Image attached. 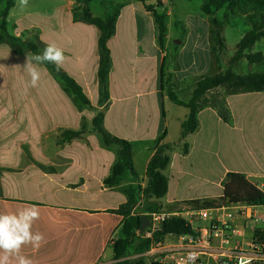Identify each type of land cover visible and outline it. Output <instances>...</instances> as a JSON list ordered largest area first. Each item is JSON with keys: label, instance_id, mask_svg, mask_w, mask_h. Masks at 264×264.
<instances>
[{"label": "crops", "instance_id": "0c3cea01", "mask_svg": "<svg viewBox=\"0 0 264 264\" xmlns=\"http://www.w3.org/2000/svg\"><path fill=\"white\" fill-rule=\"evenodd\" d=\"M67 1L62 7L69 14L65 18L58 12L47 14L38 33L37 25H22L23 18L16 19L11 34L23 40L36 36L43 48L46 43H55L64 50L66 61L61 70L82 87L93 108L105 110L106 130L134 145V166L141 186L145 185L147 166L159 137L166 133V143H179V147L184 142L189 144L187 155L180 148L171 154L166 171L169 190L160 201L164 209L222 196V185L229 173L247 177L264 172V150L257 143L251 145L244 157H232L227 163L218 157L223 137L235 141L245 138L247 113L254 105L264 102L261 96L264 92L226 97L225 107L230 113L227 122L217 108L201 110L199 131L180 142L181 125L188 115L184 112L177 117L174 136L168 141L169 123L164 108L167 92L160 85L164 60L166 68V49L163 51L152 38L150 49H146L141 40V23L151 31L156 30L152 13L136 0L121 8L115 35L108 41L112 68L109 98L103 102L98 81L100 30L94 25L75 22L74 1ZM16 7L11 9L9 17ZM31 14L24 16L28 18ZM202 23L204 31L191 29L181 33V43L174 48V71L168 73L179 99L182 100L180 94L185 96L184 102L191 99L199 78L226 70L213 61L209 18ZM202 32L204 39L200 36ZM169 37H165V46ZM128 41L132 44L131 51L127 49ZM26 54L18 55L9 45L0 44V212L15 211L26 204L39 207L41 216L33 230L43 233L46 243L38 250L31 246L22 249L34 264H111L112 242L124 221L123 216L111 211L127 202L124 190L130 185L121 183L107 188L103 183L111 174L117 150L101 146L95 134L90 133L95 112L76 108L44 64L37 66L41 72L38 87L29 86L30 77L23 68ZM118 65L132 75L138 74L132 84L141 90L134 88V95L125 90L129 86L127 77L116 80ZM150 70L154 71L150 73L153 79L149 83ZM135 97L144 98L138 105L148 119L146 124L137 122L128 128L127 108ZM238 97L246 98L247 103L238 102ZM112 101L119 103L116 110ZM84 123L88 132L82 139L62 142L64 131H79ZM248 133L253 136L252 131ZM253 140L258 141L256 136L250 139ZM213 187L217 191L212 192Z\"/></svg>", "mask_w": 264, "mask_h": 264}, {"label": "trees", "instance_id": "16d2710c", "mask_svg": "<svg viewBox=\"0 0 264 264\" xmlns=\"http://www.w3.org/2000/svg\"><path fill=\"white\" fill-rule=\"evenodd\" d=\"M17 0H7L6 6L0 16V44L9 45L18 55L26 53L39 54L43 50V44L38 40H23L12 35L9 31L8 17L11 9L16 5ZM73 18L75 22H83L96 26L100 30L99 47V70L98 81L100 85V96L103 102L109 98L108 79L112 68V60L108 41L115 35L116 23L120 15L117 9L105 18L96 17L89 9V4L93 0H73ZM172 1V0H170ZM173 2V1H172ZM145 9L152 13L157 27L158 46L165 51V37L167 27L165 20L166 12H158V6L144 3ZM200 11L209 18L210 40L213 42L212 52L215 63L220 66L221 54L227 50L224 38L226 25L241 13L251 30L247 32L236 45L234 56L229 62L225 71L213 76H203L196 82L192 97L188 102L179 99L174 91V84L171 78L165 81V58L161 68V88L166 90L169 100L180 107L188 110V115L181 125L180 142L184 141L190 134H195L200 129L198 115L201 110L214 107L213 102L218 103L217 97L210 96L214 91L223 90L224 106L218 112L224 121H228L230 113L225 107L226 97L264 92V73H252L248 75L238 74L234 71V66L242 60L249 61L250 64H263L264 54L262 52L252 53L256 43L264 39V0H203ZM223 18L218 17L219 14ZM180 27L182 23L176 22ZM38 38V37H36ZM53 77L62 87L63 91L69 95L76 108L80 110L89 109L95 112V117L91 123L90 133L98 134L105 147L116 146V162L112 168L110 176L103 182L107 188H114L121 183L130 185L124 190L127 202L112 213L123 216L124 221L116 237L112 242L113 262L111 264H147L143 258L135 256L144 254L150 247V240H145L139 236L141 229V217L144 214H151L165 210L160 203L166 197L169 190V179L166 171L171 163V154L176 148L181 149L183 155L190 151L188 143L184 142L180 147L178 144L165 142L166 133L157 139L154 146V154L146 170V182L144 186L137 183L138 175L134 166V145L125 139L109 133L104 126L105 110L92 107L91 102L84 93L82 87L74 81L72 77L63 70L57 71L52 64H44ZM165 117V114H164ZM87 126L84 123L79 131L67 130L62 134V142L68 143L75 139H82L87 134ZM223 195L219 202L214 199L195 200L190 203L212 207L224 202L231 204H264V194L255 188L246 178L238 173L227 174L223 182ZM190 227L181 218H171L162 224L161 236L188 234Z\"/></svg>", "mask_w": 264, "mask_h": 264}, {"label": "rangeland", "instance_id": "374dc122", "mask_svg": "<svg viewBox=\"0 0 264 264\" xmlns=\"http://www.w3.org/2000/svg\"><path fill=\"white\" fill-rule=\"evenodd\" d=\"M7 0H0V16L2 11L4 10V6H6ZM67 0H29L28 7L21 10L18 6V0L16 1V9L12 11L13 15L12 17H9L10 26L8 28V31L11 33L13 31V23L16 19L23 18L21 21V24H26L27 26L30 24L37 25V29L35 32L38 33L39 30L43 27V19L47 14L51 13H61L62 16L69 15L67 14V10L63 9L62 7H65L68 3H66ZM140 4H150L154 6H158L157 10L158 12H166L167 18L165 20L167 32L166 36H170L167 45L165 46L166 53H167V59H166V79H170L172 81V77H169V72L174 71V48L177 47L179 43H181V33H183L184 30H191V29H202V31L205 30L203 21L207 20L208 17H206L201 11V5L203 0H142L140 2L139 0H136ZM130 0H93L89 4V9L96 17H106L109 14L113 13V11L121 8L127 3H129ZM61 8V9H60ZM127 10V9H125ZM28 12L32 13L30 17L25 18L24 15H26ZM24 16V17H23ZM220 19L223 18V15L220 13L218 15ZM65 18V16H64ZM182 23L180 27L176 25V22ZM202 25V26H201ZM210 24V28H211ZM251 30V26L247 23V21L244 19L243 15L239 13L233 20H231L224 29V38L227 45V50H225L220 57V66L223 69H227L229 66V62L231 58L234 56L236 51V45L240 42V40L243 38V36ZM29 33L25 32V35H28ZM157 27L156 30H150L147 28L145 23H141V40H142V46L146 49H150L151 41L153 40V43L156 44L157 42ZM130 35V34H128ZM172 35H175L172 36ZM204 32L200 35L202 39H204ZM152 38V40H151ZM40 38H36V36L32 37L31 40L34 42H37ZM211 45L213 46V42L211 41ZM127 49L129 51L132 50V44L130 42H127ZM191 50L186 51L185 55L188 54V52ZM264 50V39H262L260 42L256 43V45L252 49V53L257 52H263ZM213 53V52H212ZM132 61L129 63L131 64ZM122 65V64H121ZM234 71L238 74L242 75H248V74H254V73H264V63L263 64H250L249 61L242 60L239 63H237L234 66ZM154 70H150L149 72V83L153 79L150 76V73ZM126 73L128 76H126ZM138 74H133L131 71L125 70L124 66L122 68L116 67L115 68V78L116 80L119 79H125L128 80L129 86L125 88L127 93L130 95H134L135 89H140V87L133 86V80L135 77H137ZM141 90V89H140ZM133 91V92H132ZM223 90L219 89L217 91H214L210 96L217 97L219 102H213V106L217 107V109L224 106L223 103ZM262 97L264 95H261ZM180 97L182 100H186L185 96L180 94ZM144 98H137L135 97L133 100L129 102V106L127 108V124L126 126L128 128H131L135 123H139L140 125L146 124L145 121H147V117H144L143 111L141 108H139V105ZM238 102H244V105L247 103L245 102L246 98L244 97H238ZM256 101V100H255ZM112 108L113 110H116V108L119 107V103L116 101H112ZM223 105V106H222ZM151 109H153V105H151ZM110 108V106H109ZM164 108L167 112V120L169 123V140L172 139L174 136V132L176 130V123H177V117L183 114L184 112H188L186 109L178 108L175 104H173L168 96L165 98V104ZM178 108V109H177ZM153 112L151 114L153 115ZM248 131L253 132V138L255 136L257 137L258 141H250V139H253L250 137V133L245 130V138L240 139L239 141L235 140H229L227 137H223L221 141V145L219 147V153L218 157L221 158L222 162H226L230 160L232 157H244V153L248 152L249 149H252L251 145L257 143V145H260L261 149L264 150V102L261 101L257 106H253V109H250L248 111ZM151 119V118H150ZM153 119V116H152ZM151 119V120H152ZM150 122V120H149ZM130 130V129H128ZM98 138V140L101 143V137L98 134H95ZM101 146H104L103 144ZM109 148V147H108ZM111 150H117L116 146H111ZM213 153L215 152V148L212 149ZM216 158V157H215ZM217 188V187H216ZM216 188H212V192L217 191ZM223 195V194H222ZM220 197L214 198L215 201L219 202ZM213 200V199H212ZM185 207H194V208H204L203 205H195L190 202H185L181 204H174V207L166 208L163 211H179L180 209H184ZM168 241H172V237H167ZM137 257V256H135Z\"/></svg>", "mask_w": 264, "mask_h": 264}, {"label": "built area", "instance_id": "2783aa9c", "mask_svg": "<svg viewBox=\"0 0 264 264\" xmlns=\"http://www.w3.org/2000/svg\"><path fill=\"white\" fill-rule=\"evenodd\" d=\"M245 178L264 194V172ZM143 216L150 225L139 236L150 240V247L137 257L147 264H264V204L224 202ZM171 218L183 219L191 232L159 235L162 224Z\"/></svg>", "mask_w": 264, "mask_h": 264}, {"label": "clouds", "instance_id": "9594fccd", "mask_svg": "<svg viewBox=\"0 0 264 264\" xmlns=\"http://www.w3.org/2000/svg\"><path fill=\"white\" fill-rule=\"evenodd\" d=\"M29 0H18L21 10L28 7ZM66 61L64 50L55 43H46L39 54H26L24 70L30 77L29 86L38 87L41 72L38 65L52 64L57 71L63 68ZM40 209L35 204H26L15 211L0 212V264H34L24 255L22 249L31 246L38 250L46 243L40 231H34L36 221L40 219Z\"/></svg>", "mask_w": 264, "mask_h": 264}, {"label": "water", "instance_id": "95a60500", "mask_svg": "<svg viewBox=\"0 0 264 264\" xmlns=\"http://www.w3.org/2000/svg\"><path fill=\"white\" fill-rule=\"evenodd\" d=\"M149 225H150L149 218L146 216H142L141 217V229H140L141 234L144 233V231L149 227Z\"/></svg>", "mask_w": 264, "mask_h": 264}]
</instances>
